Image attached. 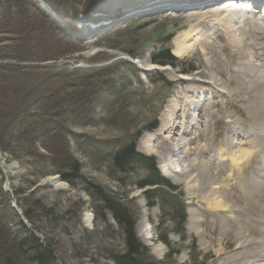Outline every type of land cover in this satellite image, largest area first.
I'll use <instances>...</instances> for the list:
<instances>
[{
  "label": "rangeland",
  "instance_id": "374dc122",
  "mask_svg": "<svg viewBox=\"0 0 264 264\" xmlns=\"http://www.w3.org/2000/svg\"><path fill=\"white\" fill-rule=\"evenodd\" d=\"M46 1L0 0V65L5 68V70L0 71V102H7L6 97H2L1 91L2 88L8 85L10 79L13 82L9 91L15 95V98L17 96L18 99L21 98L26 101L25 107L22 108V113L25 115L24 119H21L18 125L12 129L3 126L9 116L7 111L8 104H5L6 106L0 109V172L4 175L5 187L6 182H10L9 191L12 192V194L5 193L1 187L4 197L9 195L11 205L16 202L18 215L28 221L30 227L32 226V229L44 244L51 245L54 248L56 252L54 264H115L112 256L125 250L124 234L107 212H105V218L102 217L100 211L98 212L99 207L84 191V185L80 178L75 179L72 184L62 179L58 173L61 168L55 165V160L50 154L53 151L58 152L60 148L57 150L51 149L50 139H44V132L53 129L52 136H54L55 132H58L60 141L66 137V145H68L70 152L75 157V161L77 159L79 163L81 176L99 184L106 192L115 194L117 198L124 202L134 216H138L136 226L138 235L143 230L148 238L152 237L155 239L153 249L162 243L161 239L164 237H167L172 242L171 248L166 247V254L162 258H158L155 251L149 247L151 254L156 260L163 263L189 264L190 248L193 245V240L196 239L197 252L206 255L209 258V264L232 263L233 260L230 262L229 259L231 257H228V255L238 251L236 248H238L239 237H237L236 232L240 231V226L229 227L230 229L232 228L230 230L227 227V218L224 220L227 226H223L221 210L213 207L207 209L205 201L199 198L203 196L208 200L206 202L211 204L213 202L212 199H214L211 196L214 190L213 186H216L214 183H208V181V186L203 185L200 188L203 180L195 177L196 179L193 181L192 179L191 181H186L184 179V177L186 178V173H182L181 176L178 175V181L182 182L184 179L185 183L174 182L182 186L185 192L184 201L187 203L188 210H194L197 207L198 218L200 221L203 219L199 223L200 225L197 224L198 227L202 226V228L196 227L197 225L194 223L192 227V223L189 220L187 225L188 240L182 242L174 234V223L168 222L163 226L160 225L161 214L158 207L156 208L157 210L150 209L149 211L142 200L135 199V193L138 192V189L136 190L133 184L123 187L118 186V183L111 178L107 167H101L94 158L89 157L80 147L81 144L75 143L74 137L70 134L74 133L79 140L87 144H97V140L108 142L125 140L132 144L134 142L133 137L138 136L136 147L142 153L144 152L141 147L144 146L146 138L155 135L157 138L155 137V141L152 144L155 153L151 152L149 155L154 156L158 161L160 159L170 161L174 156L178 158L180 156V163L177 164L176 162V164L182 167L181 170L188 171L192 170L195 167V162L199 160L198 154L195 155V150L198 148L200 141H202L200 136L198 137L199 130L202 128L199 123L197 124V120H199L197 114H201V116L206 114V117L208 114L207 129L212 134H210L212 141L209 142L211 145L210 147L208 146L209 148H207L205 153L206 158H204L206 169L208 170L207 161L210 160L212 151L214 152V158L219 156L218 153L221 148L225 149L224 152H228L226 151L228 148L226 143H228L230 136L229 131L237 128V123L228 124L226 122L228 118L236 117L235 120H240L239 122H243L244 126L248 125V119L245 113L246 110L240 108L241 105L234 101L235 99L232 101L239 107L225 110V103L228 98L221 97L223 95L218 90L220 88L212 86L207 76L209 70L207 69L205 57L211 62L213 60L210 59L212 54L208 50H201L199 40L202 35L206 34L213 35V38H215L214 33L217 28L214 22L217 20L216 16H220L219 18L223 19L229 12H233L239 7V16L242 18L246 15V11H255L251 7L252 4L249 0H239L234 8L231 7L233 3L228 0L226 3L219 5L220 13L217 15L215 9L218 6L200 11L184 8L181 5L167 10L166 13H171V17L158 16L150 19V14H154L156 11L134 15L122 23L121 32L115 35L114 30L121 24L116 25V22H112L98 30H90V25L94 24L95 21H103L108 15H113L120 5L117 0H89L92 3L97 1L100 4L106 3L105 7H107V9L100 7L98 11H92V7H89L91 20L80 16V13L77 12L78 10L75 9L77 4H81L84 1L87 2L86 0H51L62 6V8L57 9L55 20L44 12L46 3H48V0ZM181 2L189 4L185 1ZM157 5L163 6V4L158 2L155 5L153 4V6ZM190 6L191 8L193 7L192 5ZM134 9H139L138 11L146 10L139 7ZM162 11L164 12V10L159 12ZM174 13L179 16L176 17ZM202 17L209 22L201 26L199 35L192 36V44L194 43L196 52L193 55L180 58L188 64H184L180 68L167 66L169 69L164 75L170 82H173L171 87L160 81L151 83L148 79H145L143 74H141V79L143 77L145 80L140 82V77L137 76L133 68L121 66V64L114 65L121 62V58L126 56L121 50L141 53L139 59L146 61V58L149 57L148 54L159 47L157 43H154L153 39L149 40L150 44L148 47L155 46L154 48L144 49L142 47L148 39L147 35H149L154 26L161 25L164 28L165 23L168 22L167 28L170 29V32L175 28L177 30L182 29L178 33L180 35L181 32L183 33L185 30L193 28V26L197 27ZM64 21L68 22L65 23ZM87 21L90 23L85 24ZM242 21L238 22L243 25ZM56 25L60 30H58ZM68 28L69 30H67ZM210 29L213 31L211 32ZM76 34H79L80 38L75 42L83 40L82 44L73 43L74 41L67 42V35L72 38ZM242 35L243 32L240 36L244 40L245 37ZM96 37H101V39L95 42ZM176 39L177 36L173 42H176ZM173 42L171 43L172 51L176 55ZM112 47H115V49ZM258 47L259 49L264 48V41H261ZM248 51L250 54L252 53V51ZM226 54H228V51L219 52L222 60L224 59V64L227 66L229 58ZM234 63L235 65L239 64L237 57L234 59ZM258 63L261 62L258 61ZM191 64L195 70L188 73L189 77H183L180 74L182 68H187ZM226 66L224 73L227 75L226 70L230 73L231 66ZM94 67H101V69L96 77L99 80L91 85V103L102 100L103 104L106 105V94L111 90L122 88L126 91L127 99L132 101L126 100L122 104H118L117 113L112 108L114 115L109 119L110 122L105 119L107 112L100 108L102 103L100 106H98V103L93 108L94 118L88 119L81 126L78 118L69 109L75 110L78 106L77 109L79 110L85 101L81 100L78 102L79 96L71 86L64 87L65 91L60 95L52 93L50 88L66 79H76L78 83L87 82L89 79L87 74H85L86 70ZM198 72L201 73L202 78H205L199 81L190 80ZM175 76H179L180 79L175 80ZM84 78H87V80ZM228 89L231 91V87L228 86ZM202 92L203 95L201 94ZM46 95H49L51 99H45ZM71 96L75 97L73 104L70 102ZM213 97L215 98L212 99ZM14 102L17 103L16 101ZM89 109H91L90 106H88ZM218 111H221V113H216ZM190 113H195L196 117L190 115ZM216 115L220 117L221 122H217L214 119ZM177 117L176 126H178V131L174 132L176 135L174 133L170 135L169 133L172 132L170 128L173 126L172 121ZM233 117L232 119L234 120ZM28 118L34 119L35 123H29L27 121ZM182 118L187 125L181 123ZM156 121L160 123L159 129L156 131L147 130ZM5 126H7V123H5ZM188 128L189 130H187ZM192 129L194 130L192 131ZM189 131L191 132L189 133ZM208 131L206 134L209 133ZM179 132H181V136ZM29 133H34L35 136H29ZM182 138L189 139L190 148L180 149L182 151H176V153L167 151V148L177 145L175 141ZM190 138L193 139L191 140ZM196 139L199 141H196ZM197 142L199 143L196 146ZM209 150H211V153ZM224 162L228 164V159L220 162L217 171L214 163L211 169L213 174L215 166V172L218 180H220L219 190H222V186L226 184L224 182L229 178L228 168H223ZM206 169V177H208L209 174ZM246 170V174H250L248 185H254L252 179L256 178V175L251 169L247 168ZM49 178H55L54 182H58L60 186L56 187L53 181L48 183ZM229 179L234 187L232 191L238 193L239 188H235L234 178L230 177ZM204 191L207 195H205ZM240 205L243 204L241 203ZM2 209L3 207L0 205V211ZM157 211L158 218H156ZM145 213L148 214V223H145L147 221ZM84 214H86V217H84ZM26 215L30 217L29 220ZM84 219H90V223H85ZM149 221L152 225H148ZM242 226L245 231H248V228L243 223ZM12 229L23 231L20 225ZM248 234L252 237L249 231ZM257 237L258 235H254V238ZM140 238L145 241L143 235ZM152 238H150V242H152ZM146 242L150 243L149 240ZM161 248L164 252V246ZM174 251H180L181 255L171 256ZM163 252L161 254L156 253L161 256ZM169 256L170 258H168ZM226 259L227 261H225Z\"/></svg>",
  "mask_w": 264,
  "mask_h": 264
},
{
  "label": "bare ground",
  "instance_id": "6f19581e",
  "mask_svg": "<svg viewBox=\"0 0 264 264\" xmlns=\"http://www.w3.org/2000/svg\"><path fill=\"white\" fill-rule=\"evenodd\" d=\"M176 1L178 2L179 0H172V1H169V3L173 5L175 4ZM181 1H185L186 3H189L190 5H192L193 10H198L203 7H205V10L209 8L208 6L206 7V4L209 3V0H181ZM238 1L239 0L231 1L233 3L231 7L235 8L236 3H238ZM250 2L252 3L253 9H254L257 7L259 0H251ZM221 3H224V1L218 0L217 5H215V6H218V8L215 7L216 15L220 13L219 5ZM239 12L240 11L238 7L235 11L229 12L226 15V17L223 19L219 18L220 16H216L217 20L214 22L215 27L217 28L214 33L215 38H213V35H210V34L202 35V38L199 40V44H200L201 50L202 49L208 50L212 54L210 59H213V60L211 62H209L208 58L205 57V61L207 63V69L209 70V72L207 73V76H208L209 83L212 86H214L215 88H220L218 90L223 95L221 97L228 98L225 103L226 105L225 110L229 108L239 107L237 106L236 103L232 101L233 99H235L234 101H236L237 103L241 105L240 108H243L244 110H246L245 113L248 119L247 120L248 125L244 126L243 122L241 123L239 122L240 120L238 121L235 120L236 117L232 116L234 120L232 119V117L230 119L227 117L228 120L226 122L228 124H231L233 122L237 123L236 130L229 131L230 136L228 138V143H226L228 147L226 151L228 152H224L225 149L221 148V151L218 153L219 156H221L220 159H219V156L217 157L216 155L215 156L217 158L215 157L216 158L215 159L213 157L214 152L212 151L211 153V150H209L211 153V156L209 158L210 160L207 161L209 165L208 170H207L206 164L204 162V158H206L205 153L207 151V148H209L211 145V143L209 142L212 141L210 137L211 131L209 132L207 129L208 114H207V117H206V114H203L202 116L201 114H197L199 116L198 117L199 120H197V124L199 123V125L202 128L201 130H199L198 137L200 136L202 141H200L199 145H198L199 142H197L196 146L198 145V148L194 150H195V155L198 154L197 157H199V160L196 161L197 163L194 161L195 167L192 170H188V171L181 170L182 167L178 165H177L178 169L165 166L163 170V174L166 177L174 181H178V175H180V173L181 174L186 173L185 174L186 181H191V179L193 181L194 179H196L195 177H199L203 180V183L200 185V188L203 185L208 186L207 185L208 181H209L208 183H211V182L214 183V185L216 186H213L214 190L212 191V195H211L212 197H214V199H212L213 202L211 204L209 202H206L208 200L203 196H200L199 198H202V200L205 201L207 205V209L213 207V208H216L217 210H221L220 212H222L223 214V222H222L223 226H227V223L224 222V220H226L227 218L228 228L229 227L235 228L234 227L235 225H238L240 226L239 228H241L239 232H236L237 237H239L238 244H237L238 248H236L238 249V251H236L234 254L232 253L231 255H228V257H231V259H229L230 262L231 260H233V262L230 264H264V201H263L264 198H262L264 197V62H262L264 61V48L259 49L258 47L260 42L264 41V27L261 26L259 22H256V17L258 14L261 16L262 19L264 18V11L262 13L246 11V13L250 14L251 16L249 18L246 14L242 18L244 26L238 22ZM208 22L209 21H207L206 19H204V17H202L198 23L199 28L198 26L197 27L193 26V28H190L189 30L184 31L179 36H177L176 42H173V43L175 45L174 52L176 53V55H178V57H184V56L194 54L195 48H194V43L192 44L193 42L192 36L199 35L201 33L199 31L201 26L203 24H207ZM209 24L211 25V23ZM243 27L245 28V30ZM212 31L213 30H211V32ZM242 32H243L242 36L245 37V38L243 37L244 40H242L240 36ZM248 50L252 51V53L250 54ZM226 51H228V54L226 55L229 58L227 66L228 67L231 66L230 73H228L226 70L227 75L224 73L225 66H226L224 64V59L222 60L221 55H219V52L223 53ZM236 57L239 61V64L237 63L235 65L234 59ZM258 61L261 62L263 65L261 63H258ZM140 65L149 71L153 69H157L156 68L157 66L151 65L148 58L146 59L145 62H140ZM158 68L161 69L160 66H158ZM166 69H169V68L166 67ZM203 78L201 76V73L198 72L196 73L195 77H192L190 80L193 79L195 81L196 80L199 81V80H202ZM228 86L231 87V91L228 89ZM214 98L215 97H213L212 99ZM217 101L219 100L217 99ZM219 112L221 113V111H218L216 113H219ZM190 115H194V117H196L195 113H192V114L190 113ZM177 119L178 117L174 121H172L173 126H171L170 128L172 130V132L169 133L170 135L178 131V126H176V123L178 122ZM214 119L217 122L222 121L218 115H216ZM181 121H182L181 123H185L183 122V118ZM187 130H189V128ZM193 130L194 129H192V131ZM207 131L209 132L208 134H206ZM190 132L191 131H189V133ZM179 135L180 136L182 135L181 132H179ZM155 137L156 136L153 135V136H148L146 138L145 140L146 142L145 144H143L144 146L141 147V150L144 152V154L149 155L151 152L155 153V149L152 146L153 142L155 141ZM182 139H178L177 141H175L177 145L176 146L174 145V147L172 148H167V151L168 152L172 151L173 153L174 152L176 153V151L177 152L182 151L180 149L190 148L191 145H190V142L188 141L189 139L188 140L185 138H182ZM169 140L171 141V139ZM196 141H199V140L196 139ZM193 145H194V142H193ZM197 157L196 159H198ZM179 159H180V156H179ZM225 159H228V164L224 162L223 168H226V167L228 168V173H229L228 176L229 178L230 177L234 178L235 182L233 183L235 185V188H239L238 193L235 191H232L234 187L231 185V181L229 178L226 179V181L224 182L226 184L222 186V190H219L220 180H218L217 173L215 172V166L213 168L214 170L213 174L211 173L213 163L216 165V171H217L218 167L220 166V162H223ZM166 162L171 163V160L170 161L168 160ZM247 168L251 169L252 172L256 175V178L254 177L252 179V182L254 183V185H248L247 183L250 178V174H246ZM205 169L207 170V173L209 174L208 177H206ZM55 180H56L55 178H49L48 183L52 181L54 182ZM54 183L56 187L60 186L58 182H54ZM205 195L207 194L205 193ZM241 203L243 205H240ZM145 216L147 217V221L145 223H148V214L145 213ZM191 217L195 225L201 223V221L203 220V219L201 221L199 220L198 209H195V208L191 212ZM242 223L248 228V231L252 234V237L250 236V234H248V231H245V229L242 228L243 227ZM196 227H198V225ZM254 235H258V237L254 238ZM143 237L145 238V241L149 240L150 242V238H148L146 234L143 235ZM162 246H163L162 244H159L156 246L157 253L161 254L163 252V249L161 248ZM218 252L220 253V251ZM227 259L225 261H227Z\"/></svg>",
  "mask_w": 264,
  "mask_h": 264
},
{
  "label": "trees",
  "instance_id": "16d2710c",
  "mask_svg": "<svg viewBox=\"0 0 264 264\" xmlns=\"http://www.w3.org/2000/svg\"><path fill=\"white\" fill-rule=\"evenodd\" d=\"M149 36L152 37L157 42H169L172 38V35L166 32V29L161 27L153 29ZM132 55H136L137 53H132ZM152 60L154 63H158L160 65H171L177 66L178 60L171 55L170 49L168 46L161 48L158 52L154 53L152 56ZM160 77V78H158ZM158 81L167 82L166 79L162 76H156ZM99 80V79H98ZM153 82H156L152 79ZM12 79L8 82V85L2 88L1 95L2 97H6L7 102L0 103V108L5 104H8V112L9 116L6 119L3 126L5 128H14L18 125L21 119H24V114L22 113V108L25 107L26 101H23L21 98L18 99L17 96L9 91L12 85ZM71 86L74 91L78 94L79 99L78 102L84 100L85 103L79 108L75 110L69 109L71 113L78 118V120H88L90 118V114L88 111V100L91 104L92 94L89 90L91 86L87 83H77L76 81H62L58 84H55L51 87V92L60 95L63 91H65L64 87ZM45 99H51L49 95H46ZM110 97L114 99V104H118L119 102H124L128 97L123 95L122 89L114 90ZM16 101L17 103H15ZM75 101V97L71 96L70 102L73 104ZM21 102V103H20ZM43 119L45 117L42 116ZM27 121L29 123H35V120L32 118H28ZM157 128V122L153 127L148 130H154ZM53 129L44 132V139H50V148L51 149H59L58 152L53 151L50 152L51 155L56 156L57 158L61 157L64 152H67L66 158H63V163L67 168H70V171L76 176L80 172V166L77 161H75V157L69 152L68 153V145H66V138H62V144L60 139V134L55 132L54 136ZM29 136H35L34 133H29ZM136 139L133 144H126L124 141H118L116 144H111L109 142H105L103 146L94 147L87 146L85 148L89 152L90 156L97 160L108 161L111 165V170L113 174L115 172L128 177L130 174L138 173L139 169H146L149 171V174L145 176L141 181H139V187H145L147 185H165L162 181L160 174L156 168V161L154 158L146 157L136 151ZM62 146V147H61ZM90 147V149H89ZM48 150L47 148H44ZM49 149V150H51ZM70 173V172H68ZM68 173H59L62 175L63 180L67 182H72L70 175ZM80 176V175H78ZM79 178V177H78ZM85 190H87L93 197L97 198V201L100 203L99 207L105 210L110 211L120 227L124 229L126 235V245L127 252L125 254L116 255L115 259L117 264H154L152 261L146 259V253L144 247L139 243L135 234H134V219L131 217L128 210L117 200L113 198H104L103 189L97 185L86 183ZM158 190L156 192H149L147 195L152 198L156 195V193H160ZM3 191L0 188V205H2L3 209L0 211V264H54L55 261V252L50 247H44L41 241L33 234L31 231L23 227L24 232L27 236H23L22 232H11L9 228V219H15L14 213L9 208V199L8 196L4 197L2 194ZM160 196V194H159ZM149 198V199H150ZM162 198V197H161ZM11 213V214H10ZM183 220L179 221V225L183 224Z\"/></svg>",
  "mask_w": 264,
  "mask_h": 264
}]
</instances>
